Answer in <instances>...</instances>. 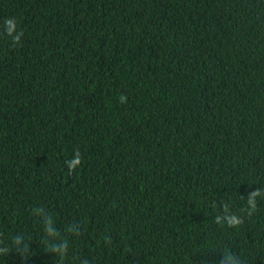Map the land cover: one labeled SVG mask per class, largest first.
Returning a JSON list of instances; mask_svg holds the SVG:
<instances>
[{
	"label": "trees",
	"instance_id": "16d2710c",
	"mask_svg": "<svg viewBox=\"0 0 264 264\" xmlns=\"http://www.w3.org/2000/svg\"><path fill=\"white\" fill-rule=\"evenodd\" d=\"M0 264H264V0H0Z\"/></svg>",
	"mask_w": 264,
	"mask_h": 264
},
{
	"label": "clouds",
	"instance_id": "9594fccd",
	"mask_svg": "<svg viewBox=\"0 0 264 264\" xmlns=\"http://www.w3.org/2000/svg\"><path fill=\"white\" fill-rule=\"evenodd\" d=\"M6 24H7V32H8V35H12V32L15 30V23L14 21L12 20H8L6 21ZM80 163V160L77 159L76 161H74L72 164H70V167L71 168H75L77 164Z\"/></svg>",
	"mask_w": 264,
	"mask_h": 264
}]
</instances>
